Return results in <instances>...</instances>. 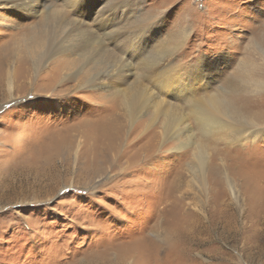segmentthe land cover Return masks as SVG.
I'll use <instances>...</instances> for the list:
<instances>
[{
  "label": "rangeland",
  "instance_id": "obj_1",
  "mask_svg": "<svg viewBox=\"0 0 264 264\" xmlns=\"http://www.w3.org/2000/svg\"><path fill=\"white\" fill-rule=\"evenodd\" d=\"M107 1L87 10L91 19L62 0L38 7L82 22L87 33ZM130 1L131 17L151 23L155 41L171 46L187 33L173 60L204 65L210 85L200 94L228 91L225 79L240 81L234 71L245 63L264 73V0ZM41 18L0 5V264H264V136L242 144L204 137L176 93L162 95L140 77L134 57L128 80L183 111L184 138L162 139V118L149 126V111L127 121L116 91L82 85L92 61L81 67L76 55L58 54L34 67L23 45ZM226 95L264 127V90ZM178 143L185 148L175 150ZM202 144L205 194L189 185L187 170Z\"/></svg>",
  "mask_w": 264,
  "mask_h": 264
},
{
  "label": "bare ground",
  "instance_id": "obj_2",
  "mask_svg": "<svg viewBox=\"0 0 264 264\" xmlns=\"http://www.w3.org/2000/svg\"><path fill=\"white\" fill-rule=\"evenodd\" d=\"M43 1L45 0H0L2 7L11 8L16 13L18 12L24 16L38 13L42 16L40 28L36 26L33 35L26 38L23 45L25 54L27 53L26 55L32 59L37 70L50 63L51 58L58 54L76 55L78 58L75 60L85 61L81 67L92 61L93 65L87 71L84 70L83 72L82 70V73L85 74L82 77V85L88 83V85L91 84L90 86L93 85V87H98L101 90H103L101 87L105 86V89L116 91L120 95L119 104L127 121L133 122L138 115L146 114L149 111L151 112L149 114L152 115L149 126L158 118H162L163 133H160L162 139L169 138V136L184 138L180 127L185 119L183 111L180 112L175 106L171 107L166 100L160 99L154 94L153 90L146 88L138 79L133 82L128 80V77L132 74L130 57H134L139 62L133 63H137L136 66L139 69H144V72L141 70L143 73L140 77L150 79L162 95L176 93L173 96L184 104L183 108H186L187 114L194 118L195 124L198 125L204 137L215 138L217 135L222 134L220 138L228 140L227 143L242 144L250 138L254 140L257 137L264 136V127L259 126V120L256 124L255 121L243 117L241 111L227 100L226 95L228 92L231 94H253L264 90V80H261L263 78L258 79L256 77L264 75L261 65H257L260 68H258L257 75L255 69L251 71L247 63L237 67L234 73L240 77V81H234L230 78L225 79L224 85L229 90L227 91L224 87V93L214 91L200 94L197 90L202 91V87L205 89L210 85L209 74L204 71V65L186 67L182 64L175 65L173 60V55L175 56L183 45L187 33L182 34L180 38H171L169 42L171 46L155 41L153 38L154 27H148L151 23L144 24L136 16L131 17L132 11L137 10V8L128 7V4L125 5L129 0L107 1L104 8L101 7V10L96 12L100 13V17L98 15L93 19V21L97 20L98 24L95 27L86 26V33L82 29L83 23L80 21L67 20L66 16L61 13L57 14L61 16L58 18L53 13L40 12L38 5L42 4ZM62 1L66 3L64 5L67 8L71 11L74 10L73 13L76 16L84 19L88 17L91 19L87 10H95L94 3L97 4V0ZM137 2L133 0L131 5L136 3L135 6H139L140 1ZM121 13L122 15L119 17ZM97 33L104 35L106 41L98 40L96 38ZM109 40L112 42V47L108 46ZM258 50L260 51V49ZM259 54L264 66V49ZM95 57H101V60H95ZM127 58L129 59L127 60ZM248 62L255 66L254 63L256 62L253 60L249 59ZM100 65L107 66V69H99ZM64 74L68 75L69 73ZM137 78L139 77L137 76ZM11 79L9 78V89L12 87ZM120 118L119 116L113 119L111 127H119L118 120ZM136 144L135 141L134 145ZM183 147L184 143H180L175 150L180 151ZM196 149L193 153V159L188 164V169L186 168L189 174L188 183L193 186L195 183L196 186L198 184V188H201L203 194H205L207 185L205 176L201 171L206 168L203 166L204 160L207 159L205 157L206 148L202 144ZM129 158L126 160L129 161ZM229 186L230 189L232 188L233 199L236 201L237 206H240V198L236 195L237 193L231 182H229Z\"/></svg>",
  "mask_w": 264,
  "mask_h": 264
}]
</instances>
